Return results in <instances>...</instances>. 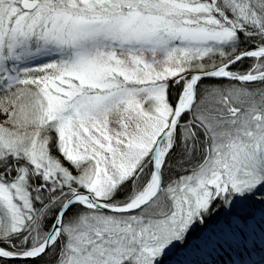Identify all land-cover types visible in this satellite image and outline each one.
<instances>
[{
  "label": "snow or ice",
  "instance_id": "1",
  "mask_svg": "<svg viewBox=\"0 0 264 264\" xmlns=\"http://www.w3.org/2000/svg\"><path fill=\"white\" fill-rule=\"evenodd\" d=\"M177 249L264 264V0H0V264Z\"/></svg>",
  "mask_w": 264,
  "mask_h": 264
},
{
  "label": "bare ground",
  "instance_id": "2",
  "mask_svg": "<svg viewBox=\"0 0 264 264\" xmlns=\"http://www.w3.org/2000/svg\"><path fill=\"white\" fill-rule=\"evenodd\" d=\"M191 242L193 245L199 243V240L196 238V235L191 239ZM173 256L174 257L171 260V264H202L203 261L209 259L204 254V251L195 250L185 252L182 249H178L173 253Z\"/></svg>",
  "mask_w": 264,
  "mask_h": 264
},
{
  "label": "trees",
  "instance_id": "3",
  "mask_svg": "<svg viewBox=\"0 0 264 264\" xmlns=\"http://www.w3.org/2000/svg\"><path fill=\"white\" fill-rule=\"evenodd\" d=\"M250 63H251V61H246L243 68H241V66H237V68H235L233 70H243V69L247 68L248 64H250ZM206 83H207V81H206ZM49 261H50L49 258H45V260L39 261L38 264H42L43 262H49Z\"/></svg>",
  "mask_w": 264,
  "mask_h": 264
},
{
  "label": "rangeland",
  "instance_id": "4",
  "mask_svg": "<svg viewBox=\"0 0 264 264\" xmlns=\"http://www.w3.org/2000/svg\"><path fill=\"white\" fill-rule=\"evenodd\" d=\"M194 236H195V235H194ZM194 236H193V237H194ZM193 237H192V238H193ZM192 238H191V239H192ZM177 250H178V249H177ZM175 251H176V250H174V251L171 253L172 255L170 254L171 257L169 256V258H168L170 261L173 259V257H174V256H173V253H174ZM49 259H50V258H49ZM42 264H49V262H43Z\"/></svg>",
  "mask_w": 264,
  "mask_h": 264
}]
</instances>
